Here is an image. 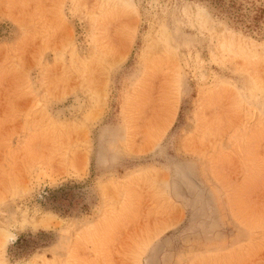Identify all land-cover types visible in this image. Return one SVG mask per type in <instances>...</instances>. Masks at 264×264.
Segmentation results:
<instances>
[{
  "label": "rangeland",
  "instance_id": "obj_1",
  "mask_svg": "<svg viewBox=\"0 0 264 264\" xmlns=\"http://www.w3.org/2000/svg\"><path fill=\"white\" fill-rule=\"evenodd\" d=\"M0 264H264V0H0Z\"/></svg>",
  "mask_w": 264,
  "mask_h": 264
}]
</instances>
